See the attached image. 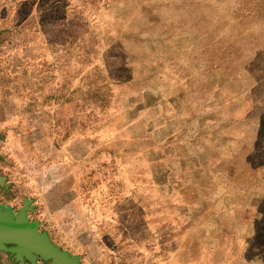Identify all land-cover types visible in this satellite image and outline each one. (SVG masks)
Returning <instances> with one entry per match:
<instances>
[{"label": "rangeland", "instance_id": "obj_1", "mask_svg": "<svg viewBox=\"0 0 264 264\" xmlns=\"http://www.w3.org/2000/svg\"><path fill=\"white\" fill-rule=\"evenodd\" d=\"M0 65L48 123L0 170L76 264H264V0H0Z\"/></svg>", "mask_w": 264, "mask_h": 264}, {"label": "crops", "instance_id": "obj_2", "mask_svg": "<svg viewBox=\"0 0 264 264\" xmlns=\"http://www.w3.org/2000/svg\"><path fill=\"white\" fill-rule=\"evenodd\" d=\"M25 76H22L18 72V68L9 69L0 65V143L4 138L12 136L25 137V141L27 142V139H30L29 137L35 129H48L46 120L37 123V112L42 111L41 109L47 112V109L37 108L35 105L33 85L28 80L30 79V75H27L29 77L27 79H25ZM30 103H33L31 107ZM27 114L31 115L30 120L25 121L24 117ZM14 120H16L15 123ZM36 124L39 126H35ZM0 161H2L1 152ZM7 178V174L0 170L1 182L5 180L6 184L11 185ZM33 223H36L40 227L39 221ZM47 237L52 242V239L49 236Z\"/></svg>", "mask_w": 264, "mask_h": 264}, {"label": "water", "instance_id": "obj_3", "mask_svg": "<svg viewBox=\"0 0 264 264\" xmlns=\"http://www.w3.org/2000/svg\"><path fill=\"white\" fill-rule=\"evenodd\" d=\"M37 224L26 222L24 211L16 218L10 209L0 206V249H8L16 258H33L32 254L51 260V264H76V257L53 246L45 233L38 234ZM7 244L15 246L7 247Z\"/></svg>", "mask_w": 264, "mask_h": 264}, {"label": "flooded vegetation", "instance_id": "obj_4", "mask_svg": "<svg viewBox=\"0 0 264 264\" xmlns=\"http://www.w3.org/2000/svg\"><path fill=\"white\" fill-rule=\"evenodd\" d=\"M1 182L0 180V206H6L11 212L14 214V217L20 215V211H24V216L26 222L28 224H33L36 222L30 216V212L33 210L32 200L23 197L20 195H11L9 192L11 191L10 185ZM38 224V222H37ZM38 231H40V227L37 226ZM7 247L15 246L13 244H7ZM33 258H27L26 256H22V259L16 258L15 253H11L8 249H0V264H51L50 259L45 260L40 255L35 253L32 254Z\"/></svg>", "mask_w": 264, "mask_h": 264}]
</instances>
